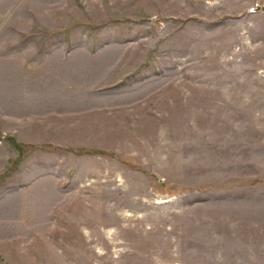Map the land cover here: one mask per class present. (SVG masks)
I'll return each mask as SVG.
<instances>
[{
	"label": "rangeland",
	"instance_id": "1",
	"mask_svg": "<svg viewBox=\"0 0 264 264\" xmlns=\"http://www.w3.org/2000/svg\"><path fill=\"white\" fill-rule=\"evenodd\" d=\"M258 257L264 0H0V263Z\"/></svg>",
	"mask_w": 264,
	"mask_h": 264
},
{
	"label": "crops",
	"instance_id": "2",
	"mask_svg": "<svg viewBox=\"0 0 264 264\" xmlns=\"http://www.w3.org/2000/svg\"><path fill=\"white\" fill-rule=\"evenodd\" d=\"M253 13H256V11H254ZM0 264H3V263H0ZM154 264H158V263H154ZM253 264H262V261L260 260V258H256V262L253 263Z\"/></svg>",
	"mask_w": 264,
	"mask_h": 264
},
{
	"label": "water",
	"instance_id": "3",
	"mask_svg": "<svg viewBox=\"0 0 264 264\" xmlns=\"http://www.w3.org/2000/svg\"><path fill=\"white\" fill-rule=\"evenodd\" d=\"M261 8L259 6L256 7V9H253L252 11H259Z\"/></svg>",
	"mask_w": 264,
	"mask_h": 264
}]
</instances>
